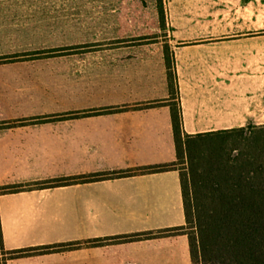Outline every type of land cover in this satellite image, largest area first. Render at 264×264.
<instances>
[{
    "label": "crops",
    "instance_id": "1",
    "mask_svg": "<svg viewBox=\"0 0 264 264\" xmlns=\"http://www.w3.org/2000/svg\"><path fill=\"white\" fill-rule=\"evenodd\" d=\"M163 2L165 40L118 4L0 0V188L22 186L0 191V261L192 264L187 234L156 235L185 225L180 170L138 171L177 160L165 45L185 132L264 123V0Z\"/></svg>",
    "mask_w": 264,
    "mask_h": 264
},
{
    "label": "trees",
    "instance_id": "2",
    "mask_svg": "<svg viewBox=\"0 0 264 264\" xmlns=\"http://www.w3.org/2000/svg\"><path fill=\"white\" fill-rule=\"evenodd\" d=\"M158 4L165 17L163 0H158ZM165 64L177 160L190 156L191 166L186 173H180L185 225L158 231L156 235L187 234L192 264H264V124L249 122L239 127L192 134L185 132L177 73L168 47H165ZM202 144L215 147L203 157L201 164L194 163L192 155ZM176 161L138 171L166 170L175 167ZM107 176L91 174L52 179L44 185L54 187ZM21 188L20 185L3 186L0 191L13 192ZM77 245L74 242L54 245L42 251ZM24 254L23 251H11L0 264H7V259Z\"/></svg>",
    "mask_w": 264,
    "mask_h": 264
},
{
    "label": "rangeland",
    "instance_id": "3",
    "mask_svg": "<svg viewBox=\"0 0 264 264\" xmlns=\"http://www.w3.org/2000/svg\"><path fill=\"white\" fill-rule=\"evenodd\" d=\"M90 1L94 4H107L113 5L112 7H116L115 4L122 5L119 6L118 10H108V12H118L123 13L125 25H128L129 29L134 26V30L136 31V25L139 27L140 38H152L155 39L159 37V39H164L167 35V27L165 25V17L161 14V9L158 4V0H85ZM164 5V4H163ZM164 7V6H163ZM100 10H93V13H99ZM133 24V26H132ZM135 33V32H133ZM167 45H165L166 47ZM169 49V48H168ZM169 53L171 54L170 50ZM50 84V83H49ZM53 88H66V83H52L50 86L45 84V88L48 87ZM179 103L178 100H176ZM264 124V123H260ZM213 144H210L208 147L205 145H199L196 147L192 159L194 163H202L203 157L208 156L210 152L213 150ZM212 148V149H211ZM191 166V157L185 156V158L181 160H177L175 167L180 170L182 173H186ZM187 231H189L187 229ZM9 256V255H8ZM8 256H4L3 258H7ZM2 258V259H3Z\"/></svg>",
    "mask_w": 264,
    "mask_h": 264
}]
</instances>
